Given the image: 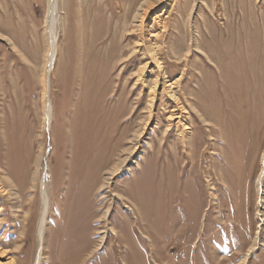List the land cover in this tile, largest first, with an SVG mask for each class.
<instances>
[{"label":"rangeland","instance_id":"rangeland-1","mask_svg":"<svg viewBox=\"0 0 264 264\" xmlns=\"http://www.w3.org/2000/svg\"><path fill=\"white\" fill-rule=\"evenodd\" d=\"M51 1L0 0V263L264 264V0Z\"/></svg>","mask_w":264,"mask_h":264},{"label":"bare ground","instance_id":"bare-ground-1","mask_svg":"<svg viewBox=\"0 0 264 264\" xmlns=\"http://www.w3.org/2000/svg\"><path fill=\"white\" fill-rule=\"evenodd\" d=\"M153 1V0H152ZM151 0H147V1H145V3H143L142 5H144V6H146L145 8H144V10L145 9H148L149 7H151L152 5H153V2H152ZM162 1V0H161ZM55 6H56V1L55 0H52L51 1V4H49V8H50V12H49V21H50V27H51V29H53L54 28V26H53V23H54V21H55ZM152 9V8H151ZM146 11V10H145ZM143 14H144V12H143ZM140 18H142V17H140ZM140 21H141V19H140ZM139 21V22H140ZM142 22V21H141ZM142 24V23H141ZM140 24V25H141ZM139 25V26H140ZM139 29V28H138ZM142 29V28H141ZM140 30V29H139ZM53 35H52V53H51V57H50V60H49V65L52 63V58H54L53 57V54L55 55V52H56V49H55V46H54V40H53ZM145 42H143V43H139L140 45H143V44H145V46H146V48L147 49H145L144 51H145V57H146V62L143 64V67H145V66H147L149 63H151L152 62V64L154 63V66L156 67H158L159 65H158V63H160V62H158L157 61V58H156V50H155V47L153 46V44H151V42H148V43H146V40H144ZM142 42V41H141ZM158 55V54H157ZM213 65V64H212ZM215 68V67H214ZM156 69V68H155ZM160 69V68H159ZM160 71V70H159ZM157 72V71H156ZM161 76V75H160ZM160 76H158V75H155V77H153V86H152V88H151V90H150V92L152 93L151 95H150V98L148 99V107H149V111L151 110L150 108H152V106H153V104H154V95H155V87H157L156 85H157V83H159V79L158 78H160ZM163 80V79H162ZM166 83V82H165ZM168 84V83H167ZM161 86V85H160ZM161 87H163V84H162V86ZM165 88V87H164ZM171 89V88H170ZM167 90V89H166ZM167 93H168V91H166ZM170 92V91H169ZM170 95L171 96H173V98L175 99V103L176 104H178V99H177V97L176 96H174V94L171 92L170 93ZM156 100V99H155ZM48 111H49V109H50V104L48 103ZM176 107V106H175ZM177 108V107H176ZM176 108H172L171 109V111H173V110H175ZM178 109H179V114H176V115H173V114H171V115H173V116H170V118H177V117H181V116H183L184 115V113H190V111L189 110H187V108L183 105H179L178 106ZM196 109V108H195ZM191 110V109H190ZM191 112H193V111H191ZM197 112H199V109H197ZM150 115V114H149ZM202 118L204 119V116H202ZM46 123H47V126H49V123H50V114L48 113L47 114V120H46ZM183 129L184 130H190L191 129V127H189L188 125H186L185 123H184V127H183ZM182 140V139H181ZM214 141V140H213ZM186 144H188V143H186ZM260 161H261V164H262V169H261V173H260V175L258 176V180H260V178H261V176H262V174H263V172H264V149H263V152H262V154H261V158H260ZM210 170V169H209ZM41 190H42V202H43V208H42V212H41V215H40V218H39V220H38V227H37V236H38V238L40 239V242H41V240H42V235H43V228H44V224H45V220H47V216H46V213H47V206H48V197H47V194H46V192H45V184L41 181ZM106 214H104V216H105ZM0 256H2V253H0ZM41 258H42V245H41V243L38 245V249H37V252H36V256H35V261H34V264H41ZM7 262V261H6ZM1 264V263H0ZM2 264H6L5 262L4 263H2Z\"/></svg>","mask_w":264,"mask_h":264}]
</instances>
